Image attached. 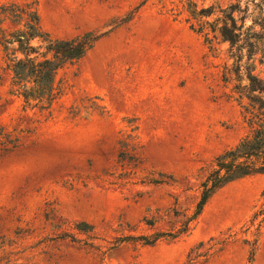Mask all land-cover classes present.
Returning a JSON list of instances; mask_svg holds the SVG:
<instances>
[{
	"label": "rangeland",
	"instance_id": "1",
	"mask_svg": "<svg viewBox=\"0 0 264 264\" xmlns=\"http://www.w3.org/2000/svg\"><path fill=\"white\" fill-rule=\"evenodd\" d=\"M24 5L52 39H97L49 101L25 102L3 45ZM231 5L249 46L212 31ZM248 71L264 83V0H0V264H264V175L194 216L251 133Z\"/></svg>",
	"mask_w": 264,
	"mask_h": 264
},
{
	"label": "trees",
	"instance_id": "2",
	"mask_svg": "<svg viewBox=\"0 0 264 264\" xmlns=\"http://www.w3.org/2000/svg\"><path fill=\"white\" fill-rule=\"evenodd\" d=\"M29 9L30 5H24L20 12L13 16L18 20H21L23 15L29 17L24 30L13 32L10 39L4 40L5 44L3 43L5 49L6 44H16L15 51L22 55V58L12 60L10 70L17 83L31 84L29 87L20 86L23 90L21 95L28 104L29 101L42 102L44 98L51 100L57 71L66 64L81 59L97 40L91 33L71 39H52L40 31L36 12L29 13ZM236 9L235 5L221 9V17L215 20L216 26L212 25V31L218 32L221 39L229 43L230 48L237 46L240 41H243V45H248V40L241 38L238 33L239 26L233 16ZM200 13L208 17L212 10L208 8ZM34 40L39 42L38 46L31 45ZM240 59L241 56L237 61ZM246 79L249 81V108L246 109L250 115L251 133L236 146L215 158L213 168L200 184L202 190L194 216H197L211 196L226 184L253 175H264V83L250 71L247 72ZM156 240L155 237L153 242Z\"/></svg>",
	"mask_w": 264,
	"mask_h": 264
}]
</instances>
